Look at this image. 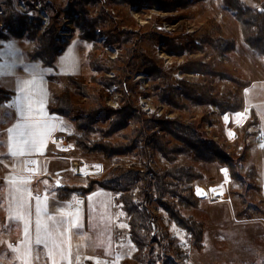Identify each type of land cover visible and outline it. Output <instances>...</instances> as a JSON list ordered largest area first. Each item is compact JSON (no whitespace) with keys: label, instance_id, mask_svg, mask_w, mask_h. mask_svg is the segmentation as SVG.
Instances as JSON below:
<instances>
[{"label":"rangeland","instance_id":"374dc122","mask_svg":"<svg viewBox=\"0 0 264 264\" xmlns=\"http://www.w3.org/2000/svg\"><path fill=\"white\" fill-rule=\"evenodd\" d=\"M14 1L15 5L12 2L10 8L8 0H0V16H2L0 40L19 35L21 32L24 39L35 42L26 41L27 48H25L31 49L36 44L33 49L35 50L39 44L38 40L54 27L52 38L60 48H65L66 45L76 41L67 47L64 55V52L59 55L60 59L57 57V64L52 68V73L45 72L46 75H53L52 81L57 82L58 95L66 90L70 91L68 97L77 108L70 118L56 115L66 124L62 131L67 142H69L67 137L78 133L76 121L81 111L97 108L100 104L118 112L129 102L133 110H136L135 115L141 113L142 117L148 120L146 122L160 119L177 121L183 127L198 128L206 140L215 142L224 150L227 157L234 159V170L244 178L243 185L240 187L234 185V189L242 194L241 198H233L236 199L238 207L235 205L230 207L228 203H209L202 200L197 208H185L179 205L178 197L168 195V198L177 204L176 210L182 217L203 225L204 249L201 251L193 246L191 235L180 223L165 210L157 207L158 198L156 190L153 189L156 185L154 176L174 166L192 167L203 175V178L197 179L192 186L183 185L180 190L182 196H187L186 188L190 186L194 193L198 187L202 190V194H205V187L218 186L224 179L228 180L229 188L231 187L233 184L231 166H220L218 162H197L192 157L184 155L177 156L174 162H170L141 140L137 142L138 146L133 155L119 156L118 161L113 163V168L116 167L115 163H122L121 168L124 171L135 170L144 175L137 193L143 190L154 201L151 212L155 218V234L159 237L161 245L159 247L156 241L153 242L155 264H264V196L262 192L257 193L254 190L258 181L246 175L247 169L252 165L256 166L259 172L263 168L261 159L264 155V144L260 143V138L263 137L260 134L264 129L257 130L258 133L251 137L248 134L253 132L249 123L253 120V113L259 118L264 116V56L248 46L241 23L236 19L235 14L226 8L224 0H199L188 3L183 7L185 9L177 7L174 12L152 8L150 0H38L49 15L48 27L44 26L40 12H37L31 3L30 12L34 15L21 13L17 8V0ZM153 1L175 2L174 0ZM239 1L251 12L264 11V0ZM13 11L16 18L22 15L27 19L25 26H21L16 19L17 24L14 22L12 26L14 31L9 20ZM67 15L73 19L71 23L73 29L70 30L73 35L70 42L60 39V31ZM212 27L219 30L214 37L224 42L225 47L222 51L214 50L203 41L205 32ZM87 34L92 36L93 43L89 44L84 39ZM187 37L193 39L195 47L202 50L194 51L195 48L191 45H186V49L180 53L168 50V40L177 43V46H185ZM94 47L97 52H94ZM91 54L99 60L108 61L114 66L113 71L99 74L94 73L91 68L89 71L87 61L90 62L88 57ZM146 60L151 62L155 71L150 73L146 70ZM4 62L2 64H9L5 58ZM195 62L210 66L214 73L189 70L188 66H185ZM69 75L83 78L84 81H81L87 85L88 96L77 94L75 85L68 78ZM94 75L97 81L104 82L106 78V82H112L111 86H107L105 82L92 83L91 79ZM0 80L4 81V79ZM192 86L208 90L212 100L208 103L205 99V103L200 102L201 96L195 94L194 97L187 88ZM168 87L177 90L174 94V103L161 101L159 98V93L162 90L166 91ZM52 93L55 91L53 90ZM166 94L169 96L170 91ZM188 94L190 97H187ZM213 99L223 101L224 108L213 102ZM262 120L264 124V118ZM259 122L261 123L260 119ZM248 123L249 127H247ZM105 126L100 127L105 128ZM141 127L142 123L139 120L130 117L120 133L108 141L130 145L132 133ZM175 131L181 134L178 128H175ZM150 133L164 137L167 145H180L178 140L170 134H165L159 127L153 128ZM149 142L153 145L152 140ZM69 143L73 144L70 158L73 156L87 161L90 165L89 171L82 176L74 175L66 170L67 164L71 166L70 160L64 162L66 167L62 165V161H58L56 169L58 171L63 169L62 174L65 178L60 181L57 180V176H53L47 195L50 201L56 197V204L69 211V219L77 225L70 228L74 239L72 264H85L87 260L93 261L94 264H97V260L101 264H122L123 261L129 264H142L134 259L137 249L131 241L128 218L117 196L97 189L103 192L104 196L108 193V196L97 194L92 200L106 201L109 208L104 209L107 215L104 212L98 214L101 212V206L98 204L97 214L91 219V225H88L91 215H88L90 199L76 198L67 203L57 200L56 193L60 187L54 184L55 180L64 185L86 186L89 179L103 178L111 169L100 161H90L78 156L75 143ZM65 145L67 146L68 143ZM73 165L75 167V163ZM225 169L227 174L223 171ZM247 188L253 190L246 192ZM142 201L135 199L136 203ZM49 207L52 209L53 205L49 204ZM41 218H44L43 213ZM121 224L126 227L121 228ZM81 236L86 237L87 240H83ZM167 247L168 256L179 247L185 260L180 257L182 261L158 259V252H163L161 258H164Z\"/></svg>","mask_w":264,"mask_h":264},{"label":"trees","instance_id":"16d2710c","mask_svg":"<svg viewBox=\"0 0 264 264\" xmlns=\"http://www.w3.org/2000/svg\"><path fill=\"white\" fill-rule=\"evenodd\" d=\"M8 6L10 8L12 1L8 0ZM175 2H162V1H153L152 8H157L158 10L164 12H174V10L179 7L185 9L188 3H195L199 0H174ZM225 6L228 10L232 11L236 19L241 23L243 34L245 35V41L248 46L258 51L264 56V11L263 12H251L240 3L239 0H224ZM13 13L9 16L10 26L14 25V22L18 20V23L21 26L26 24V16L18 15L16 18ZM17 19V20H16ZM17 24V22H16ZM13 29V27H12ZM14 31V29H13ZM55 28H51L44 36H42L38 41V47L30 53V58L34 60H40L44 63L46 67L54 68L56 64L57 57L64 52L65 48H60L53 40V35ZM219 32L218 28H209L205 32L204 43L210 45L214 50L222 51L225 45L221 39L215 38L214 35ZM17 38H23L24 36L16 35ZM48 40H47V38ZM7 38V37H6ZM87 43L91 44L94 42L92 36L87 34L84 38ZM187 42L185 46H177V43L168 40V50L176 51L180 53L182 50L186 49V45H191L196 50H202L199 47H195L193 39L190 37L186 38ZM48 41V42H47ZM94 52H97V49L94 47ZM89 65L91 70L94 73H108L113 71V65L109 64L108 61L99 60L95 57L94 54H91L89 57ZM129 63L128 61H126ZM146 70L150 73L155 71L154 66L151 65L149 60H146ZM127 66L128 65H124ZM185 66H188L187 69L195 70L200 72H205L207 74L214 73V70L208 66L203 65L199 62L188 63ZM151 67V68H150ZM147 71V72H148ZM70 82H72L76 87L77 94L79 93L82 96H88L87 85H84L83 78H76L74 76L68 77ZM82 80V81H81ZM107 86H111L112 82H106ZM103 80L97 81L96 76H92L91 82L97 83L102 82ZM102 82V83H104ZM109 83V84H108ZM190 90V93L199 94L201 96L200 102H210L208 90L200 87H187ZM168 91L170 95L168 96ZM69 90H66L60 95L56 96V101L51 111L55 115H60L61 117L70 118L72 114L77 110L74 106L70 97H68ZM177 93L176 88L168 87L166 91H161L159 93V98L161 101H167L169 103H174V94ZM11 95L3 90H0V105L3 104V101L7 100ZM187 97H190L188 94ZM193 97V98H194ZM192 98V99H193ZM169 100V101H168ZM213 102L224 108L223 101H218L213 99ZM126 103V106L121 111H114L104 105H98L97 108L89 109L88 111H81L79 117L76 121V130L77 134L67 137L69 142L75 143L77 149V155L88 160H97L100 163L108 167H111L109 171L106 172L105 177L100 179H89L86 186H69L62 187L57 190V196L60 201L72 202L76 198L87 200V198L95 192L97 189H103L110 191L113 195L118 197V202L122 205V210L125 212L128 223H129V233L131 241L136 246L137 251L134 254V259L139 260L142 264H155L153 260L155 254V248L153 242H157L160 247V239L155 234L154 229V214L151 212V208L154 206V201L152 200L149 194L145 193L143 190L137 193V189H140V182L144 180V175L140 172L131 170L124 171L121 166L122 163H115L116 167L113 168L112 165L115 161H118V158L122 156L133 155L137 149V142L141 140L146 146H150L156 151H158L163 157H165L170 162H174L177 156L184 155L187 157H192L197 162L204 163H216L218 162L220 166L230 165L233 169V184L229 188L230 195L232 198L239 197L241 198L242 194L239 190L234 189V185L239 187L243 185L244 178L234 170V159H230L226 156L224 150L211 140H206L198 128L194 126H185L178 123L177 121H162V120H148L142 117V114L135 115L136 110H133V106ZM138 112V110H137ZM136 116V117H135ZM130 117H134L142 123V127L138 130H135L131 135L130 145H123V143H112L108 139L112 138L116 134H119L120 131L126 126V120ZM253 128L248 134L249 137L253 136L255 133H258L259 130V117L256 113H253V120L249 122ZM248 123V126L249 125ZM106 125L104 127H100ZM177 126V127H171ZM159 127L161 131L165 134H170L174 139L180 142V145H167L165 138L159 136L158 134H151L150 130L153 128ZM175 128H178L180 133L175 131ZM154 135V136H153ZM247 138V137H246ZM149 140H152L153 145L150 144ZM120 156V157H119ZM247 169L246 175L248 177H253L256 179L257 187L254 189L257 193L262 192L261 187V174L258 168L254 165ZM167 170L164 173L155 174V187L157 194L156 205L159 208H162L171 215V217L176 220L180 225L186 230L188 234L192 237L193 246L201 251L204 249V229L203 225L192 219H185L182 217L176 210L177 204L168 198V195L173 197H178L180 199V204L185 208H197L200 206V198H198L193 192L192 185L197 179H202L203 175L195 171L194 168L185 167L179 168L174 166L173 168H166ZM168 178L170 180H168ZM183 185H191L186 188L187 196H182L181 187ZM252 188H247L248 191H252ZM243 191V189H242ZM142 199L141 203H136L135 199ZM142 208V209H141ZM203 240V243H202ZM173 244V243H171ZM163 252H158V259L168 260V259H183L185 260L184 254L180 251L179 247L175 248V251H172L168 256V247L164 252V258H161ZM180 257V258H179ZM168 258V259H167ZM180 259V260H181ZM182 261V260H181ZM86 264H94L93 261H86ZM122 264H129L128 262L123 261ZM176 264V263H175Z\"/></svg>","mask_w":264,"mask_h":264},{"label":"crops","instance_id":"0c3cea01","mask_svg":"<svg viewBox=\"0 0 264 264\" xmlns=\"http://www.w3.org/2000/svg\"><path fill=\"white\" fill-rule=\"evenodd\" d=\"M14 5H15V1L11 0ZM4 41V45L7 44H12L14 45V49L12 50L14 52V55L12 56H8L6 55L4 58L7 60V62L12 63L13 60H15L17 62V69L15 71H9V69L7 67H5L2 70V74H0V79H4V81L2 82L0 80V90H3L4 92H7L8 94H10L11 96H13V93L16 92L18 93V90L20 88V77L23 78H31L28 73L23 72L21 69L24 65H31L33 63L35 64H39L41 68H46V66L44 65V63L40 60H34L30 58V53L33 51V49L36 47V44L33 48H28L25 46L26 40L24 38H17L15 36H8L5 39H1ZM80 41V40H79ZM29 42H34V41H29ZM76 42V41H75ZM78 42V41H77ZM82 42V41H81ZM35 43V42H34ZM74 44L73 42H71L70 44L66 45L64 51L66 52V49L69 45ZM4 45H0V51H5L8 52L9 49H7L6 47H4ZM26 47V48H25ZM65 52L63 53V55L65 54ZM29 58V60H27ZM58 59H60V57H58ZM57 59V60H58ZM5 63L4 59L0 60V64ZM57 64V62H56ZM88 67L87 69L90 71V65L89 62L87 61ZM83 65V63H82ZM81 66V64H80ZM73 69H77L76 67H73ZM53 75H46V73H43V81L42 83L40 82V75L38 74L36 79H37V88L42 89V98L44 100L45 103V114H52V122H55L59 125L58 130L53 133L52 137L48 140L47 142V146L46 149L44 151V153L42 155L40 154H34L31 156H26L23 158H16L15 160H13L12 158L7 156V147H6V137H0V153H4L5 155L3 157H0L4 160V164H16L18 165L17 167V172L14 174H23V175H27L26 172H22L23 169V164H21V159H23L24 161L29 160V159H35L38 161V164L33 167V174L31 176V183L29 185V187L31 189H33V195H35L37 193V191L39 192V194L42 197V206H43V196L45 194H47V191L50 189V185L52 183V178L53 176H57V180H62L65 178V176L62 174L64 172V170H60L58 171L56 169V165L58 163V161H62L63 164L62 165H66L64 162L70 160V152L73 151V144L71 147V150L69 149L68 151H66L65 149H63L61 147L60 144H54L53 143V137L54 136H61L63 138H65L63 131L61 129L65 128V123H62L61 118H59L58 116H56L55 114L52 113L51 108L53 107V105L55 104L56 101V96L58 95V87L57 86V82L53 80L52 78ZM71 76V75H69ZM68 76V77H69ZM251 88V87H250ZM249 88V89H250ZM55 91V93H52V91ZM54 94V95H53ZM53 95V96H52ZM54 100V101H52ZM261 105H263V103H260ZM248 106V105H247ZM3 105H0V124H2L4 127H8L11 126L10 123L8 122V119L11 118L13 112L15 111L14 109H6L5 107L3 108ZM262 118H264V116H260V125H259V131L264 129V124H263V120ZM0 131H3V128H0ZM264 131V130H263ZM263 131H261L260 136L264 137V133ZM261 137V138H263ZM260 138V139H261ZM69 144V142H67ZM260 143L264 144V141H260ZM72 160L73 161H77V159L80 158H74L72 156ZM263 168H261L260 174H261V181H262V195L264 196V155L262 156L261 159ZM77 162L75 163V167H77ZM66 167V166H65ZM67 172H72L71 171V167L68 166L67 164V168H66ZM10 169H6L5 167H3L2 165H0V258H2V264H19V261L16 260L15 254L10 253L8 247H14L17 244H20L21 241L24 242V245L26 246L27 243L29 242V238L27 236H25L24 231H23V225L21 222L13 219L11 221L8 220V216L11 215L13 217L21 215L22 218L24 219V221L27 223L29 219L32 220V235L34 237L35 233H34V223H35V213H34V208H35V201L32 200L31 204H32V217L30 218L27 215L28 212V194L25 192L24 194L21 195L20 200L22 201V204H18L14 198V200L12 202L8 201V186L6 184V182H4V177L8 175ZM82 176V175H81ZM44 180H47L48 183L45 185L43 183ZM55 180V185H57V183H59V181ZM69 187L70 185H64L62 184V186H59L60 188L62 187ZM103 190V189H102ZM204 190V189H203ZM100 190H96L95 192H93L88 198L87 200L90 199V206H88V210L90 212H88V215H90L89 221H88V225L92 224V220L93 216L96 213V206L98 204H100L101 206V212L98 214H102L104 212L105 208H109L108 203L106 201L104 202H96L95 200L93 201V196L97 195V194H101V196H104L103 192H99ZM104 192H108L110 193V191L107 190H103ZM108 193L105 194V196H108ZM15 195V194H14ZM57 196V193H56ZM104 196V197H105ZM92 197V198H91ZM57 200H59L58 196H57ZM264 200V199H263ZM63 202H68V201H63ZM49 204H51V206L53 205L52 209H54V211H50L49 214H54L57 216L58 219L62 218L65 220V228L68 229L65 237L62 239V241H60V243L63 244L64 247V260H63V264H69V261L72 264V258L74 256V247H72V243L74 241V239L72 238L71 232H70V228H68V224L67 221L69 220L70 216V212L67 211L65 208L62 209L61 206L59 207L56 204V197L53 198V200H49ZM230 205V207L232 205H235L236 207H238L237 201L236 199L232 198V202L228 203ZM50 208V207H49ZM61 213H63L64 215L61 216ZM106 215L108 213L104 212ZM107 217V216H106ZM41 220L44 223H47V221L44 218H41ZM250 220H256V219H250ZM93 230H90V232H92ZM83 240H87L86 237L81 236ZM73 240V241H72ZM59 243V241H58ZM38 248V250L40 251V255L41 258L38 262H36V264H51L50 261L46 260V256L44 254V249L43 246H36ZM18 255L21 259L26 258L23 255V248L18 249ZM57 260V264H61V258L59 256L56 257ZM88 261V260H87ZM91 261V260H90ZM86 264V262H85Z\"/></svg>","mask_w":264,"mask_h":264},{"label":"snow or ice","instance_id":"6c2138e0","mask_svg":"<svg viewBox=\"0 0 264 264\" xmlns=\"http://www.w3.org/2000/svg\"><path fill=\"white\" fill-rule=\"evenodd\" d=\"M28 15H34V13L29 12ZM73 43H75V41H73ZM0 45H4L3 40H0ZM4 47L9 49V51H0V60H3L6 55H14L12 51L14 45L7 44L4 45ZM5 67H7L9 71H15L18 65L15 60L9 64H0V74H2V70ZM21 70L28 73L31 78L20 77V88L18 93L14 92L13 96L3 101L6 109H14L15 111L11 118L8 119L11 126L4 127L0 124V128H3V131H0V137H6L7 156L13 160L34 154L42 155L46 149L48 140L59 127L57 123L52 122V114H45L42 89L37 88L36 79L39 74L40 82L42 83L43 73H52L53 69L50 66L41 68L39 64L33 63L30 66L24 65ZM4 155V153H0V157ZM21 164H23L22 172H26L27 175L14 174L17 172L18 165L4 164V160L0 158V165L6 169H10L8 175L4 177V182H6L8 186V201L12 202L15 198L18 204H22L20 197L26 192L29 197L27 215L30 218L33 214L31 201H35V235L34 237L32 235L33 228L31 219L26 223L21 215L15 217L9 215V221L15 219L22 223L24 234L29 238V242L25 246L24 242L21 241L20 244L14 247H8V249L10 253L15 254L19 264H36L41 258L40 251L36 246H43L47 261H50L51 264H57L56 257L59 256L61 258V264H63L64 247L60 241H62L68 231V229L65 228V220L62 218L58 219L54 214H49L50 211H54V209L49 208V198L47 194L43 196L42 206V197L39 192L37 191V193L33 195L34 190L29 187L31 183L30 178L33 174L32 166L37 165L38 161L35 159L26 161L21 159ZM223 171L227 174L226 169ZM43 183L46 185L48 181L44 180ZM57 187H59V185H57ZM196 194L201 195L202 190L197 189ZM42 213L47 223L41 220ZM63 215L64 214L61 213V216ZM67 224L68 228L77 226L71 219L67 221ZM120 227L123 228L126 227V225L121 224ZM20 248H23V255L26 257L24 259H21L18 255V249ZM0 264H2V258H0ZM69 264H71L70 261ZM97 264H101V262L97 260Z\"/></svg>","mask_w":264,"mask_h":264},{"label":"built area","instance_id":"2783aa9c","mask_svg":"<svg viewBox=\"0 0 264 264\" xmlns=\"http://www.w3.org/2000/svg\"><path fill=\"white\" fill-rule=\"evenodd\" d=\"M30 3L33 5V8L37 11L40 12L41 18L43 19L44 26L48 27L50 25L49 21V15L44 11L43 5L40 1L38 0H17V8L20 10L21 13L23 14H28L31 9H30ZM2 14H4V11H2ZM2 17V16H0ZM73 22L72 17L67 15L64 19V24L63 27L61 28L60 31V39L63 40L64 42H70L72 38V32H70L71 29H73L71 23ZM63 137L60 136H54L53 137V143L54 144H60L63 149L68 151L71 149L72 145L69 143L67 146L65 145L66 143L62 139ZM55 141V142H54ZM232 141V140H229ZM260 141H264L263 138L260 139ZM73 158L70 159L71 162V171L74 175H82L85 174L86 172L89 171V164L85 162L84 160L77 159L76 161L78 163L77 167H74V163L72 160ZM229 182L228 180L224 179L218 186L214 187H205V194H202V197L200 195L196 194V190L198 187L195 189V195L200 198L201 200L208 201L209 203H231L232 196L230 195L229 192ZM204 187V186H200ZM200 196V197H199Z\"/></svg>","mask_w":264,"mask_h":264},{"label":"bare ground","instance_id":"6f19581e","mask_svg":"<svg viewBox=\"0 0 264 264\" xmlns=\"http://www.w3.org/2000/svg\"><path fill=\"white\" fill-rule=\"evenodd\" d=\"M57 136V135H56ZM64 140V142L67 144V140L65 138H62ZM81 159V158H80ZM81 160H84V159H81ZM78 161V160H77ZM85 161V160H84ZM87 162V161H85ZM88 163V162H87ZM78 166V163L76 164ZM83 175V174H82Z\"/></svg>","mask_w":264,"mask_h":264},{"label":"water","instance_id":"95a60500","mask_svg":"<svg viewBox=\"0 0 264 264\" xmlns=\"http://www.w3.org/2000/svg\"><path fill=\"white\" fill-rule=\"evenodd\" d=\"M57 185H59V186H62V184L59 182V183H57Z\"/></svg>","mask_w":264,"mask_h":264}]
</instances>
